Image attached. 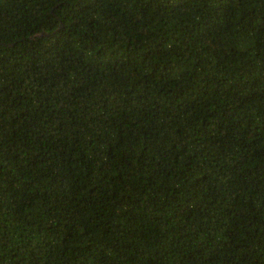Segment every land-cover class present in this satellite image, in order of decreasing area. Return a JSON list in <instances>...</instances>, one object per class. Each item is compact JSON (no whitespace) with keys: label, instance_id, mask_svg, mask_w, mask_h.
<instances>
[{"label":"trees","instance_id":"trees-1","mask_svg":"<svg viewBox=\"0 0 264 264\" xmlns=\"http://www.w3.org/2000/svg\"><path fill=\"white\" fill-rule=\"evenodd\" d=\"M0 264H264V0H0Z\"/></svg>","mask_w":264,"mask_h":264}]
</instances>
